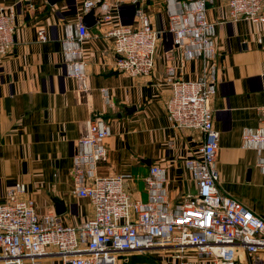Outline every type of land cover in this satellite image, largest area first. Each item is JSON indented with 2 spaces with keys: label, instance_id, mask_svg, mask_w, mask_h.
<instances>
[{
  "label": "crops",
  "instance_id": "obj_1",
  "mask_svg": "<svg viewBox=\"0 0 264 264\" xmlns=\"http://www.w3.org/2000/svg\"><path fill=\"white\" fill-rule=\"evenodd\" d=\"M84 1L58 0L51 5L47 0H0L15 10L16 24L14 45L0 59V201L6 200L12 184L21 182L27 186L24 198L33 200L39 213L56 209L55 201H61L66 207L62 217L74 225L93 214L90 200L75 192L71 167L76 143L86 136L95 116L108 119L112 129L105 141L107 161L99 164L98 174H133L127 186L139 198H147L144 178L154 164L167 169L166 187L173 203L186 197L192 182L197 190L185 164L199 155L204 140L199 130L174 128L166 112L171 95L168 66L176 68L180 79L197 80L204 65L199 58L185 59L174 45L170 0H107L113 4V18L89 28L90 37L82 43L87 73L82 86L68 74L62 42L67 26L83 18ZM138 10L161 33L155 67L144 77L116 69L117 55L108 35L120 24L139 25ZM207 16L216 23L218 92L211 106L220 132L219 186L264 216V205L254 203L255 197L264 198V173L256 150L243 147L242 138L244 127L264 124V43L259 41L264 22L230 20L228 0H214ZM40 29L48 36L46 42L39 40ZM161 257L121 254L118 264H162ZM45 262L61 264L53 250Z\"/></svg>",
  "mask_w": 264,
  "mask_h": 264
},
{
  "label": "built area",
  "instance_id": "obj_2",
  "mask_svg": "<svg viewBox=\"0 0 264 264\" xmlns=\"http://www.w3.org/2000/svg\"><path fill=\"white\" fill-rule=\"evenodd\" d=\"M212 2H168L174 45L185 59L199 58L204 64L197 80L180 79L174 66L167 68L169 120L178 130L195 129L204 135L199 155L185 164L197 184V195L173 203L166 187L167 169L159 164L152 165L144 178L146 199L129 190L127 182L133 174L99 175V164L107 161L105 141L112 129L105 117L97 115L76 143L71 167L75 192L90 200L93 214L74 225L54 208L39 213L35 202L24 198L27 186L12 184L6 200L0 201V264H54L45 262L49 250L61 264H118L121 254L131 253L159 254L162 264H196L205 259L210 264H264V216L219 186L220 132L211 106L218 92L216 23L207 16ZM95 6L103 13L98 15L100 21L113 18V4L107 0H85L84 14ZM228 13L232 21L264 22V0H228ZM137 15L139 25L120 24L108 35L113 38L116 69L144 77L155 67L161 33L144 11L138 10ZM82 20L67 26L62 43L68 74L86 86L82 43L90 31ZM15 31V10L0 2V59L12 49ZM261 36L259 41L264 43ZM38 37L41 42L48 40L44 29ZM103 96L109 100L106 89ZM242 138L243 147L256 150L264 173V124L244 127Z\"/></svg>",
  "mask_w": 264,
  "mask_h": 264
},
{
  "label": "water",
  "instance_id": "obj_3",
  "mask_svg": "<svg viewBox=\"0 0 264 264\" xmlns=\"http://www.w3.org/2000/svg\"><path fill=\"white\" fill-rule=\"evenodd\" d=\"M49 2V4L51 5H55L58 0H47ZM83 23L88 27L91 28L93 26H95L99 21H100V17L96 16V6L93 7L92 9H90L88 12H86L83 15ZM128 25V24H126ZM246 46V45H245ZM133 109V108H131ZM129 109V110H131ZM144 162L150 163L149 160H143ZM250 175H251V170L248 171V179H250ZM55 210L58 214H63L66 211V207L65 204L61 201H55ZM68 264H71V262H69Z\"/></svg>",
  "mask_w": 264,
  "mask_h": 264
},
{
  "label": "rangeland",
  "instance_id": "obj_4",
  "mask_svg": "<svg viewBox=\"0 0 264 264\" xmlns=\"http://www.w3.org/2000/svg\"><path fill=\"white\" fill-rule=\"evenodd\" d=\"M97 14H99V15H101L102 16V11L100 10V8H97ZM109 123H110V125H111V122L108 120V119H106ZM193 182H192V186L190 187L191 189H189L190 191H188L186 194L184 193V195H192V196H196L197 195V190L195 189V186H193ZM194 187V188H193ZM184 195H179V198H182L183 199V196ZM254 203H256L257 204V206H259V205H264V198H262V197H255V199H254ZM156 256H158V255H155V257Z\"/></svg>",
  "mask_w": 264,
  "mask_h": 264
}]
</instances>
